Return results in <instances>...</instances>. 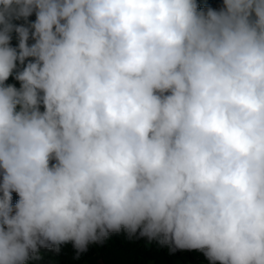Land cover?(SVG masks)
Masks as SVG:
<instances>
[{"label": "clouds", "instance_id": "9594fccd", "mask_svg": "<svg viewBox=\"0 0 264 264\" xmlns=\"http://www.w3.org/2000/svg\"><path fill=\"white\" fill-rule=\"evenodd\" d=\"M0 169V264L121 229L264 264V0H0Z\"/></svg>", "mask_w": 264, "mask_h": 264}, {"label": "trees", "instance_id": "16d2710c", "mask_svg": "<svg viewBox=\"0 0 264 264\" xmlns=\"http://www.w3.org/2000/svg\"><path fill=\"white\" fill-rule=\"evenodd\" d=\"M199 9L214 10L224 8V0H196ZM32 23L36 20L35 11L28 17ZM16 26H25L21 19H13ZM26 27V26H25ZM29 31L28 45L31 46L35 40ZM18 34L11 33L10 46L18 49ZM30 57L26 58V62ZM5 82L13 85L14 75ZM42 95V93H41ZM51 163H55L52 161ZM3 178V169H0V182ZM2 195V193H0ZM19 196L12 193V204L15 205ZM26 264H211L204 253L195 249H180L174 243H161V239H149L141 236L138 230L135 234H129L121 229L119 232H110L106 238L89 243L85 250H78L73 242L40 247L39 251L30 255ZM218 264V262H217Z\"/></svg>", "mask_w": 264, "mask_h": 264}, {"label": "rangeland", "instance_id": "374dc122", "mask_svg": "<svg viewBox=\"0 0 264 264\" xmlns=\"http://www.w3.org/2000/svg\"><path fill=\"white\" fill-rule=\"evenodd\" d=\"M253 15H254V14H253ZM21 20L23 21V23H24V25H25L26 27H29L30 24L32 23V21H31L29 18H27V20H25L24 18H21ZM30 31H34V30L30 28ZM30 61H34V58H33V57H30V59H29L27 62H26V60H25V62H24L23 65L20 64L19 61H17V68L14 69V70L16 71V73H15V75H14V82H13V85H14L17 89H19V88L21 87V82L18 81V80L15 78V76H16V74H17L19 71H22V70H23V67L26 66V64H27L28 62H30ZM17 110H19V106L17 107ZM40 110H41V111L44 110V109H43V105H41Z\"/></svg>", "mask_w": 264, "mask_h": 264}]
</instances>
